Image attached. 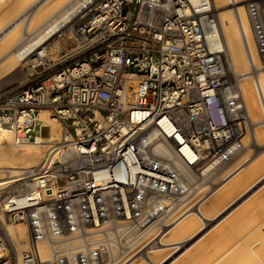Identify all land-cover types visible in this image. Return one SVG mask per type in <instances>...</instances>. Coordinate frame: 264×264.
Segmentation results:
<instances>
[{"label": "built area", "instance_id": "built-area-1", "mask_svg": "<svg viewBox=\"0 0 264 264\" xmlns=\"http://www.w3.org/2000/svg\"><path fill=\"white\" fill-rule=\"evenodd\" d=\"M246 4L264 62V0ZM70 22L78 57L0 92V129L47 145L40 165L0 181V264H11L7 223L27 228L21 264H107L193 189L159 146L212 173L247 132L210 0H90Z\"/></svg>", "mask_w": 264, "mask_h": 264}, {"label": "bare ground", "instance_id": "bare-ground-1", "mask_svg": "<svg viewBox=\"0 0 264 264\" xmlns=\"http://www.w3.org/2000/svg\"><path fill=\"white\" fill-rule=\"evenodd\" d=\"M11 1V4H14L13 0ZM89 1L48 0L45 6L47 11H35L27 29L24 28L27 30L25 32H28V38L24 37L23 32L18 34L16 29L21 21H26V17L22 19L23 12H16V15L14 14L12 19L6 22L1 19V15L0 59L3 56L5 58L4 62L0 64V78L10 75L27 61H32L34 66H36L37 63L41 62V58L47 54L46 48L49 45H51L54 52L64 48V44L62 45L61 41H59L60 37L63 38L62 36L67 31L71 33L70 20L77 11L84 7V3ZM3 2H5L4 4L7 3L6 0H0V10L2 12L4 10ZM11 4L9 6H12ZM210 4L213 13L218 17L219 21V35L227 74L242 92L245 101L243 114L247 124L257 123L260 116H263L261 112L263 111L264 113V70L261 69L262 71L256 76L253 73L255 69L259 70L260 67H264V62L261 61L258 54L255 32L247 4L241 0H210ZM16 6H13L14 8L11 7V9H15ZM6 9L8 8L6 7ZM11 9L9 8V10ZM55 12L57 13L53 16ZM3 13L7 14L6 11ZM8 13L12 14L13 11ZM10 14H7L9 18ZM43 17H45V20L49 17L51 19L49 18L50 20L43 25H39L40 22L39 24L37 22L38 26H35V21H39ZM23 39L27 40L23 41ZM21 41L22 43H20ZM50 53L49 55H52ZM41 118L52 126L55 134H59L60 124L50 116L49 111L43 110ZM253 133L250 136H248L249 133L247 132L245 134L256 141V143H259L262 139V134H264L263 130ZM246 140L248 141L247 138ZM42 142L40 138H37V141L29 143H16L7 129H0V181L4 179L3 176L6 173L11 175L10 178L21 176L29 169L40 165L47 151V145ZM241 143L242 147L237 152L242 150V148L245 150V145L247 144H243L242 140ZM259 145L261 146V144ZM184 150L188 158L193 161L195 159L194 154L185 148ZM158 152L174 161L182 174L193 184V189L185 198L183 205L177 208L170 216V219L173 217L172 222L168 223L169 220L167 221V226L171 225L169 230L166 231V228H163L160 233L163 232L164 234L160 236L157 232L159 226H152L142 230L137 235L124 238L122 246H120L124 249L114 247V255L117 254L118 249L121 253H119V256L112 258L107 264H264V158L258 161L256 165H253L255 162H250L249 164V156L247 155L244 158L242 157V159H237V162L234 160L236 163L232 162L229 165L227 163L230 159H228L212 173L208 172L212 168L208 166L199 169L201 172L197 170L196 174L191 172L180 159L175 158L170 149L159 146ZM237 152L233 153V155ZM261 156H264V154H261ZM225 166L226 168L224 169L223 167ZM222 168L224 170L220 175L221 178L223 177L221 182L212 187L210 183L214 182L210 181ZM247 169H249L248 172L244 175V178L242 177L245 185L241 183L244 187L242 186L241 194L237 195L241 189L239 183L242 176L241 173ZM260 183H262V187L255 190ZM249 191H252L255 198L241 208L236 206L235 209H239L237 212H235L236 210L231 212L230 208L235 204L232 200L235 193L238 197L246 195L245 193ZM210 192L212 194L206 198ZM199 195L203 196L197 199ZM202 199L206 200L200 201ZM227 211H230V213L220 222L221 224L225 221L226 224L224 226L218 222L194 240L195 237L202 233L204 225H211L222 213L226 214ZM233 212L235 213L233 214ZM200 221L204 224L203 226H200ZM6 225L9 241L12 242L18 253L17 264H21V254L28 237L27 228L21 223H17V225L7 223ZM219 225L220 228L218 227ZM215 228L217 229L216 231H214ZM210 233L212 234L208 237ZM159 236L160 241H158L162 247L151 249L146 255L138 256L142 249ZM193 240L194 242L189 244ZM193 247L195 249L191 250ZM168 249L172 250L170 251L171 253L166 254L167 256L157 262V253ZM43 252L47 254L46 248H43ZM173 256L174 258L171 259Z\"/></svg>", "mask_w": 264, "mask_h": 264}, {"label": "rangeland", "instance_id": "rangeland-1", "mask_svg": "<svg viewBox=\"0 0 264 264\" xmlns=\"http://www.w3.org/2000/svg\"><path fill=\"white\" fill-rule=\"evenodd\" d=\"M3 1H5V0H3ZM18 1H20L19 3H17ZM75 1V0H74ZM241 1H244L245 3H246V0H241ZM6 2L8 3V2H10L9 4H7V8L8 9H6V7H5V5L6 4H4L5 2H3V4H4V10H3V12L4 11H6V13L9 15L10 13H8L9 11H11V13H12V11H13V13L12 14H10V18H9V16H7V14H4L3 12H2V10H0V16L2 15V20L4 21V22H6V21H8V20H11L12 19V17L14 16V14L17 12H23L22 13V19L24 18L25 19V17H26V21H21V23L18 25V27H16V29H17V32H18V34H21L22 32H23V34H24V37L26 38H28L29 37V35L27 34L28 32H25V31H27V30H25V29H27V27H28V25H29V23H30V19H31V17H32V15L34 14V12L36 11V12H39V11H47V9L45 8V6H46V3L48 2V0H17V2H16V0L14 1L13 0V2H14V4H11L12 3V1L11 0H6ZM16 2V3H15ZM23 2V3H22ZM73 2V1H72ZM12 5V6H9V5ZM17 4H20V5H17ZM22 4V5H21ZM19 6V7H17V6ZM16 6V8L15 9H13L14 7ZM44 6V7H43ZM11 7H13L12 9H11ZM9 8L11 9V10H9ZM42 8H44V9H42ZM6 9V10H5ZM8 10V11H7ZM15 10V11H14ZM48 11H49V9H48ZM57 12H55V13H53V16L56 14ZM60 13V12H59ZM58 13V14H59ZM52 14V13H51ZM16 15V14H15ZM6 16V17H5ZM5 17V18H4ZM48 17V16H47ZM46 17V18H47ZM51 17H52V15H51ZM51 17H49L50 19H51ZM6 19V20H4V19ZM45 17H43L41 20L43 21V19H44ZM44 19V21H43V23H42V21L41 20H39V21H35V23H36V25L35 26H38V24H39V22H40V24L39 25H43L44 23H46L48 20H50V19ZM37 22H38V24H37ZM42 23V24H41ZM23 24V25H22ZM24 24H25V27H24ZM23 26V27H22ZM21 27V28H20ZM25 28V29H24ZM15 29V30H16ZM24 30V31H23ZM20 31V32H19ZM16 32V31H15ZM72 34V32L70 33V31H67L66 32V34L64 35V36H62L63 38H64V40H63V38H61L60 37V39H59V41H61L60 43L63 45L64 44V48H61V50H58L57 52H54L53 51V49H52V47H51V45H49V47L47 46V48H46V50H47V54H45V56H43L42 58H41V62L40 63H37V65H36V67L34 66V63L32 62V61H27V62H25L22 66H20L18 69H16L13 73H11L10 75H6V76H1L2 77V79L4 80H2L1 78V80H0V92H2V91H4V90H6L8 87H10V86H12V85H15V84H18L19 82H22V81H25L26 80V78H27V75H28V72L29 71H31V70H36V71H38V72H41V71H46V74L47 75H50L51 73H53V72H55L56 70H58V69H60L68 60H74V59H76L78 56H76L74 53L77 51V43H76V41H75V39H74V37L71 35ZM69 38V39H68ZM62 39V40H61ZM68 39V40H67ZM25 40H27V39H23V41H25ZM63 41V42H62ZM66 41V42H65ZM65 42V43H64ZM20 43H22V41L20 42ZM48 51H49V53L50 54H52L53 55V57H52V55H49V53H48ZM56 53V54H55ZM47 55V56H46ZM48 56H50V57H48ZM57 56V57H56ZM4 56L3 57H1V61H0V64H2L3 62H4ZM3 60V61H2ZM35 67V68H34ZM264 70V67H260V69L259 70H257V69H255L254 70V73L253 74H255V76H256V74H258L259 72H261L262 70ZM233 76V78H234V74L232 75ZM231 76V77H232ZM6 79V80H5ZM261 115H263L262 117L260 116V118H259V121H257V123H248L247 124V126H248V129H247V133H249L248 134V136H250V134L251 133H253V132H255V131H262L263 130V132H264V113H263V111L261 112ZM260 125H263V126H260ZM259 127V128H258ZM261 129V130H260ZM39 134H42L43 136H47L48 134H49V127H44V128H42L39 132H38ZM254 134V133H253ZM246 135V136H245ZM244 135V137H243V139L244 140H246V138L248 139V141L246 140V141H244L243 139H242V142H243V144H247V145H245V150L243 149L242 151L240 150L238 153H236L235 155H234V160H237V159H242V157L244 158L246 155L247 156H249L250 157V162L251 163H254L255 162V164H253V165H256V164H258L257 162L258 161H260L261 159H263L264 158V156H261V154L263 155L264 154V134H262V139H261V141L259 142V143H256V141H254V140H252V138L251 137H248L247 136V134H245ZM263 143V144H262ZM259 144H261V146L259 145ZM19 147V146H18ZM246 151V152H245ZM248 152V153H247ZM247 153V154H246ZM258 156H260V157H258ZM222 170H224V169H222ZM220 171L217 175H215L214 177H213V179H212V181H210V182H213V181H216V178L218 177V176H220L221 174H222V172L223 171ZM248 170L249 169H247V170H245L243 173H241V178H240V181H239V183H242V179L244 178V175L248 172ZM216 177V178H215ZM243 177V178H242ZM223 178V177H222ZM222 178H221V176L220 177H218L217 178V183H212V187H214V186H216V185H218L220 182H221V180H222ZM220 180V181H219ZM206 184H209V183H206ZM211 184V183H210ZM259 187H262V184H260V185H258L256 188H255V190L256 189H258ZM260 189V188H259ZM201 196H203V195H201ZM200 195L197 197V199L198 198H200L201 197ZM249 197V198H248ZM250 197H252V193H248V194H246L245 196H243V197H241L238 201H237V203H236V205L230 210L231 212L232 211H234L235 209L234 208H236V206L238 207V205L239 204H242V203H244L245 202V204H248L252 199H254V197H252V198H250ZM250 199V200H249ZM249 200V201H248ZM230 211H227L226 212V214L225 213H222V217L220 216V217H218V219H216L211 225H204L201 221H200V226H203L204 227V229H203V231H202V233L200 234V235H198L197 237H195V239L194 240H196V238H198L199 236H201L202 234H204L206 231H208V229H211L212 228V226H214L215 224H217L218 222H220V219L221 220H223L229 213H230ZM238 210H236L235 212H237ZM234 212V213H235ZM225 214V215H224ZM224 215V216H223ZM172 219H173V217L171 218V219H169V221H168V223H171L172 222ZM230 219V218H229ZM11 224V223H10ZM226 224V222L224 221V222H222L220 225H225ZM13 225H17V224H13ZM220 225L218 226L219 228H220ZM7 226V225H6ZM207 226V227H206ZM217 227V229H219ZM222 227V226H221ZM163 228H166V231L167 230H169L170 228H171V225L170 226H165V227H163ZM163 228H158L157 229V232L160 234V236H162L164 233L162 232V233H160L161 231H162V229ZM216 228H215V230L214 231H216L217 230ZM206 230V231H205ZM212 232V231H211ZM213 233V232H212ZM212 233H210L209 235H208V237L212 234ZM160 236L159 237H157L156 239H154L147 247H145L144 249H142L141 251H140V253H139V255L138 256H140V255H146L147 254V252L148 251H150L151 249H157L158 247H162L161 246V244H159V241H160ZM159 240V241H158ZM194 240L193 241H191L189 244H192L193 242H194ZM158 242V243H157ZM201 243V242H200ZM156 244H157V246H156ZM159 244V245H158ZM120 246H122V245H120ZM119 246V247H120ZM122 250L124 249V248H122V247H120ZM149 248V249H148ZM193 249H195L194 247L191 249V250H193ZM8 251H9V253H10V256H11V264H17V262H18V253H17V251H16V248L13 246V244H12V242L11 241H8ZM170 251H172V250H165V251H163V252H160V253H157L158 255H157V262H160L165 256H167L169 253H171ZM119 253H121L120 251H119V249H118V252H117V254L116 255H118L119 256ZM179 254H180V252H178ZM167 254V255H166ZM178 255V254H177ZM177 255H175V256H177ZM119 258H121V257H119ZM174 258V256L171 258V259H173ZM159 259V260H158Z\"/></svg>", "mask_w": 264, "mask_h": 264}, {"label": "crops", "instance_id": "crops-1", "mask_svg": "<svg viewBox=\"0 0 264 264\" xmlns=\"http://www.w3.org/2000/svg\"><path fill=\"white\" fill-rule=\"evenodd\" d=\"M243 149H244V148H242V150H243ZM242 150H241V151H242ZM237 153H238V152H237ZM248 158H249V159H248V162H249V164H250V161H251V160H250V157H248ZM235 161L237 162V160H235ZM235 161H234V155H233L232 157H230V160H229V162H228L227 164H228V165H229L230 163L232 164V162L234 163ZM238 161H239V160H238ZM236 162H235V163H236ZM226 166H227V165H226ZM226 166L223 167V168L225 169ZM223 168H222V169H223ZM220 171H221V170H220ZM220 171H219V172H220ZM222 171H223V170H222ZM213 182H214V183H217V182H215V181H213ZM243 183H244V182H243V180H242V184H243ZM242 184L240 183V185H241V189L239 190V192L237 193V195H240V194H241L240 192L242 191V189H243L245 183H244V185H242ZM260 184H262V183H260ZM260 184H259V185H260ZM210 185L212 186V184H210ZM238 186H239V185H238ZM242 186H243V187H242ZM254 191H255V190H254ZM211 192H212V191H211ZM211 192L209 193V195L206 196V198H207L208 196L210 197V195L212 194ZM248 193H252V191H249ZM248 193H245V194H248ZM257 194H258V193H257ZM237 195H236V193H235V195L233 196V199H232V200H233V202H235V204L231 206L230 210L236 205V203H237V201L240 199V197L245 196V195H241V196H238V197H237ZM253 195H254V194L252 193V196H253ZM253 197L255 198V196H253ZM203 200H206V199H202V200H200V201H203ZM198 202H199V201H198ZM223 205H224V204H223ZM223 205H221V206H223ZM245 205H246L245 203H242V205H238V208H239V207L241 208L242 206H245ZM223 207H224V206H223ZM234 209H235V208H234ZM235 210H236V209H235ZM235 210H234V211H235ZM237 210H239V209H237ZM233 214H234V212H233ZM233 214L231 213V215H233ZM220 222H221V219H220ZM220 222H219V224H220Z\"/></svg>", "mask_w": 264, "mask_h": 264}]
</instances>
